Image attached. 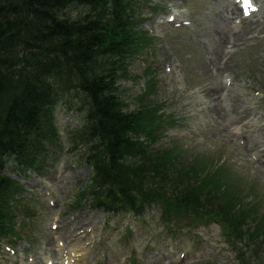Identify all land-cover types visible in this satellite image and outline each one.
Returning <instances> with one entry per match:
<instances>
[{"label":"rangeland","instance_id":"rangeland-1","mask_svg":"<svg viewBox=\"0 0 264 264\" xmlns=\"http://www.w3.org/2000/svg\"><path fill=\"white\" fill-rule=\"evenodd\" d=\"M241 1L132 0L139 45L114 92L124 112L159 114L158 129L147 131L154 150L170 151L174 166L161 177L166 184H204L214 167L223 180H241H231L239 200L230 203L250 213L231 212L240 233L230 235L232 226L205 214L209 210L192 214L171 205L166 222L159 204L141 216L93 208L82 197L93 173L73 146L81 116L59 104L56 145L44 161L35 169L7 161L4 174L18 193L0 264H63L73 254L74 264H264V0H249L242 24L239 17L225 23L231 34H245L242 48L222 49L214 32L223 26L224 6L240 10ZM80 11L71 7L66 14L75 18ZM256 20L261 25L254 28ZM210 55L223 57L226 68L215 69ZM76 222L86 228L66 238Z\"/></svg>","mask_w":264,"mask_h":264},{"label":"trees","instance_id":"trees-1","mask_svg":"<svg viewBox=\"0 0 264 264\" xmlns=\"http://www.w3.org/2000/svg\"><path fill=\"white\" fill-rule=\"evenodd\" d=\"M131 1L0 0V242L13 235L18 193L4 174L7 161L24 169L44 161L56 145L59 104L81 116L73 146L93 173L82 194L93 208L141 216L159 204L166 222L171 205L192 214L209 210L232 226L230 235L241 231L232 211L249 217L248 209L230 206L237 193L224 188L219 168L204 184H166L161 177L174 166L170 151L150 143L159 114L122 110L117 80L139 45ZM71 7L81 9L75 18L66 14Z\"/></svg>","mask_w":264,"mask_h":264},{"label":"bare ground","instance_id":"bare-ground-1","mask_svg":"<svg viewBox=\"0 0 264 264\" xmlns=\"http://www.w3.org/2000/svg\"><path fill=\"white\" fill-rule=\"evenodd\" d=\"M237 1L238 0H236V2ZM241 2H244L245 3V0H242ZM249 10H250V7L247 9V11H249ZM224 11H226V12L224 14V18H222L223 19V22H224V23L222 22L223 23V26H219L217 30L216 29L214 30V32L216 34L217 40L218 41H221V43L224 44V47H222V49H225L227 45H231V48L232 49H235L237 51L238 49L242 48L246 44V42H247L246 38H244L245 34L244 33H243V35L242 34H239V33L231 34L230 31H227L225 29V27H226V24L225 23L232 22V20L234 18H236V17L237 18L238 17L240 18L241 17L240 16V11H241V13L243 11H242V9L239 10L236 7H233V8H230L229 7L228 8L227 6H224ZM225 17H227V18H225ZM257 21L258 20H256V21L253 22L254 28L260 26L261 24L263 25L262 27L264 28V24H263L264 20L262 21L261 24L258 23ZM243 22H245V19H243V17H242V18H240V23L242 24ZM215 55L218 56V53H216ZM216 56L212 57L210 55V57H208L210 59V61L214 64L215 69L221 70V68L222 69L223 68H226V62H225V64L223 66H222V63L220 62L223 59V57L219 61H217V57ZM205 66H208V62H205ZM215 95H217V98H220L221 97V93H216V94H214V96ZM206 96L208 97V93L206 94ZM207 107H209V106H207ZM243 117L244 116L242 115L238 119L239 120H242ZM245 129H247V127L245 125H243L242 126V130H245ZM259 162H261V163L264 164V154H262V156L259 157ZM230 179L231 180H237V181L241 182V180L238 179V178L234 179V177H230ZM231 180L230 181H229V179H224L223 180V178H222L223 186H224L225 189H228V190H231L234 193H237L238 192V189L236 187V184L237 183L235 181H231ZM239 190H240V187H239ZM91 227L93 229L94 228V225H92ZM85 228H86L85 225H83L82 223L80 224V222H76L68 230L67 235H65V237L66 238H74L73 235H77V233L79 231H83ZM60 240H62L61 237H60ZM75 254H77V252ZM66 259H67V262H65L63 264H74L75 262L78 261V259H76V257H75L74 254L73 255H69V257L66 258Z\"/></svg>","mask_w":264,"mask_h":264}]
</instances>
